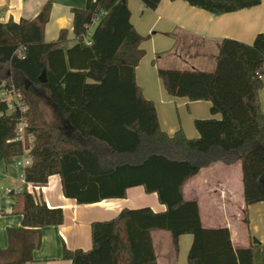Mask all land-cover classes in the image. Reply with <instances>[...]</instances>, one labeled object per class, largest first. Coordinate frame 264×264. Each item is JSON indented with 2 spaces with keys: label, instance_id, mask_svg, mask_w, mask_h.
<instances>
[{
  "label": "trees",
  "instance_id": "obj_1",
  "mask_svg": "<svg viewBox=\"0 0 264 264\" xmlns=\"http://www.w3.org/2000/svg\"><path fill=\"white\" fill-rule=\"evenodd\" d=\"M140 1L155 10L161 0ZM171 1L214 15L261 2ZM51 4L32 19L0 22V163L13 164L29 150L24 183L41 188L57 175L63 196L79 205L123 199L127 189L140 186L165 207L122 209L110 220L93 222L91 248H63L62 258L71 264H157L151 233L165 231L175 252L180 236L192 237L186 264H264V246L255 238L234 249L228 229L204 228L197 203L183 197L184 185L202 169L239 163L245 207L264 205V115L258 99L264 33L250 45L223 39L211 71L158 69L168 96L209 102L211 115L220 116L195 120L198 137L188 139L182 131L167 135L160 129L154 104L136 85L145 39L130 23L127 0H86L84 9L71 12L73 40L61 30L56 41L46 43ZM2 92L19 96L10 112ZM21 122L24 140L13 141ZM12 212L22 217L21 226L7 231L0 264L33 262L40 229L61 225L63 211L24 189Z\"/></svg>",
  "mask_w": 264,
  "mask_h": 264
},
{
  "label": "crops",
  "instance_id": "obj_2",
  "mask_svg": "<svg viewBox=\"0 0 264 264\" xmlns=\"http://www.w3.org/2000/svg\"><path fill=\"white\" fill-rule=\"evenodd\" d=\"M47 1L0 0V22L32 19ZM85 7L86 0H52L49 19L43 32L44 42L56 41L61 30H66L68 39L73 40L71 12ZM127 7L132 27L145 39L140 46L144 56L134 72L136 85L144 99L154 104L158 124L163 132L172 135L176 131H182L188 139L197 138L195 120L220 116L211 115L209 102H190L186 98L168 96L158 77V69L213 70L218 46L223 39L250 45L257 34L264 33V0L256 7L223 15L210 14L183 1L161 0L155 10H149L144 8L140 0H127ZM259 76L262 88L258 99L264 115V66ZM8 94L18 100V95L12 92H2L1 96L6 100ZM9 105L15 108L18 102L17 106ZM56 116L51 113L53 120ZM31 141L32 138L28 137L29 145ZM25 156L29 157L28 152ZM21 157L10 165L0 163V250L7 247V231L21 226L22 217L12 210L16 195L24 189L42 199L47 207L61 208L64 216L61 225L40 229L39 245L32 253L33 262L27 264H71L69 260L62 258L63 248L89 250L91 224L110 220L122 209L148 207L154 212L165 210L155 194H146L140 186L127 189L123 199L79 205L63 196L57 175L50 176L47 184L41 188L25 184L22 179L25 167L15 163ZM183 197L186 201L197 203L204 228L228 229L234 249L248 247L249 237L255 238L264 246V205L257 203L245 207L239 163H216L202 169L184 185ZM159 232L151 233L156 263L186 264L183 253L180 258L178 254L183 250H180L181 245L186 252L192 237L180 236L175 252L173 241L170 248L165 245L163 247L167 240Z\"/></svg>",
  "mask_w": 264,
  "mask_h": 264
},
{
  "label": "built area",
  "instance_id": "obj_3",
  "mask_svg": "<svg viewBox=\"0 0 264 264\" xmlns=\"http://www.w3.org/2000/svg\"><path fill=\"white\" fill-rule=\"evenodd\" d=\"M17 99H19V96H17ZM8 107H9V110L12 111L14 108L11 107L9 104H8ZM23 111V108L21 109ZM25 123L24 122H21L17 128H16V136L14 138L13 141H23L24 140V128H25ZM29 151V150H28ZM28 151H25L24 154L22 155L23 157H21L20 160L16 161V165L17 166H22V167H26L30 164V159L29 157L25 156L26 153Z\"/></svg>",
  "mask_w": 264,
  "mask_h": 264
},
{
  "label": "rangeland",
  "instance_id": "obj_4",
  "mask_svg": "<svg viewBox=\"0 0 264 264\" xmlns=\"http://www.w3.org/2000/svg\"><path fill=\"white\" fill-rule=\"evenodd\" d=\"M95 23V22H94ZM93 28V27H92ZM91 28V29H92ZM73 41L72 42H70V44H69V46H71V45H73ZM6 101L9 103V104H11V105H13V106H17V101H16V99L14 98V96L12 95V94H8L7 96H6ZM159 234H162L163 236H165V238H166V240H167V243H163V247H164V245L165 246H169V248L172 246V239H171V237H170V235H169V233H167V232H164V231H160L159 232ZM182 246V245H181ZM180 246V250H182V251H179V258H180V254H182L183 253V257H184V262H186V257H187V251H188V249H189V247H188V249L186 250V252H184L185 251V249H184V247H181ZM178 258V259H179ZM180 264V263H179Z\"/></svg>",
  "mask_w": 264,
  "mask_h": 264
},
{
  "label": "water",
  "instance_id": "obj_5",
  "mask_svg": "<svg viewBox=\"0 0 264 264\" xmlns=\"http://www.w3.org/2000/svg\"><path fill=\"white\" fill-rule=\"evenodd\" d=\"M45 74L44 73H42L41 74V76H40V78H39V81L41 82V83H43V82H45V76H44Z\"/></svg>",
  "mask_w": 264,
  "mask_h": 264
}]
</instances>
